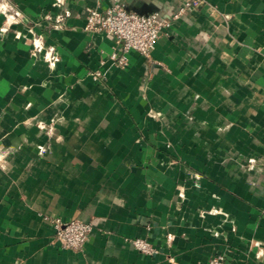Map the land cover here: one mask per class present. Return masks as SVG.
I'll list each match as a JSON object with an SVG mask.
<instances>
[{
    "label": "crops",
    "instance_id": "crops-1",
    "mask_svg": "<svg viewBox=\"0 0 264 264\" xmlns=\"http://www.w3.org/2000/svg\"><path fill=\"white\" fill-rule=\"evenodd\" d=\"M112 3L0 0V264H264V0H206L127 66L85 30Z\"/></svg>",
    "mask_w": 264,
    "mask_h": 264
},
{
    "label": "built area",
    "instance_id": "built-area-1",
    "mask_svg": "<svg viewBox=\"0 0 264 264\" xmlns=\"http://www.w3.org/2000/svg\"><path fill=\"white\" fill-rule=\"evenodd\" d=\"M206 0H185L183 8L171 14H162L154 11L150 14H140L126 7L121 0H113L112 5L105 11L89 9L86 13L87 32L104 33L121 46L119 54L112 58L119 65L127 66L128 55L132 52L142 57L151 58L157 43L185 12L198 6ZM56 227L55 239L64 249L81 251L88 242L94 226L82 220L65 222L62 219H53ZM142 252H152L151 246L143 240L134 242ZM199 264H229L223 255H215L206 263Z\"/></svg>",
    "mask_w": 264,
    "mask_h": 264
}]
</instances>
